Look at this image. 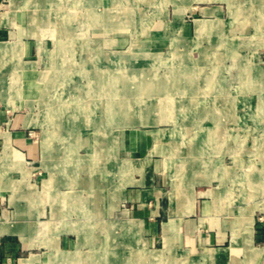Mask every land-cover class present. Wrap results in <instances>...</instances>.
<instances>
[{"label": "rangeland", "instance_id": "obj_1", "mask_svg": "<svg viewBox=\"0 0 264 264\" xmlns=\"http://www.w3.org/2000/svg\"><path fill=\"white\" fill-rule=\"evenodd\" d=\"M14 1L3 11L36 50L22 109L43 121L34 137L50 147L46 200L57 209L46 244L19 264H220L214 249L166 245L130 221L118 163L138 130L154 133L172 192L193 185L241 234L253 210L263 230L264 0ZM247 252L222 264H262Z\"/></svg>", "mask_w": 264, "mask_h": 264}, {"label": "crops", "instance_id": "obj_2", "mask_svg": "<svg viewBox=\"0 0 264 264\" xmlns=\"http://www.w3.org/2000/svg\"><path fill=\"white\" fill-rule=\"evenodd\" d=\"M12 1V4L16 2ZM4 6L0 0V10L3 11ZM1 16L0 264H19L21 260L29 259L25 255L30 250L46 244L44 234L49 225L45 217L48 212L53 215V211L56 215L57 209L52 200H46L51 186L49 176H45L49 160L48 152L44 153L45 140L36 141L34 137V125L43 121L32 120L22 109L27 97L23 86L31 85L29 78L32 74L30 62L25 58L36 50L28 33L24 35L22 28L12 25L17 19L16 14L10 12L8 15L3 11ZM20 86L23 92L18 98L17 87ZM8 109L15 110L10 119L5 112ZM47 147L50 149L48 143ZM125 148L129 153L118 166L122 173L128 165L130 180L119 183L117 187L122 191L121 204L126 205V211L132 216L130 221H138L139 226L143 224L151 237L159 235L166 245H178L189 250L214 249L215 261L220 264L228 259L237 260L240 252L246 249L249 261L258 263L261 260L264 264V227L262 231L258 229L253 210H250L246 218L247 228L241 234L231 223L227 226L222 210L216 208L206 193L194 191L193 185L187 183L184 192H172L153 132H133L131 142ZM105 175L108 178L109 173ZM31 176H36L40 188L35 195L38 210L30 207V200L34 198L30 193V182H35ZM203 180L199 178L196 182ZM108 182V179L102 180L109 190ZM46 183H49L48 187ZM238 211L237 208L230 210L231 213ZM37 234L42 238H37ZM227 250L228 253H223ZM214 251L220 253L217 255Z\"/></svg>", "mask_w": 264, "mask_h": 264}, {"label": "bare ground", "instance_id": "obj_3", "mask_svg": "<svg viewBox=\"0 0 264 264\" xmlns=\"http://www.w3.org/2000/svg\"><path fill=\"white\" fill-rule=\"evenodd\" d=\"M46 1H47V0H46ZM62 47H63V46H62ZM63 48H64V47H63ZM65 66H66V65H65ZM184 75H185V74H184ZM179 77H180V76H179ZM93 82H94V81H93ZM92 84H93V83H92ZM65 91H66V90H65ZM92 91H93V90H92ZM92 91H91V92H92ZM118 92H119V91H118ZM146 92H147V91H146ZM86 93H87V92H86ZM92 93H93V92H92ZM115 93H116V92H115ZM144 93H145V92H144ZM120 94H121V92H120ZM147 94H148V93H147ZM94 95H95V94H94ZM154 95H155V94H154ZM112 96H113V95H112ZM85 97H86V96H84V99H85ZM102 98H103V97H102ZM104 98H106V97H104ZM119 98H120V97H119ZM80 99H81V98L76 97V98H75L76 103H78V101L81 102ZM84 99H83V100H84ZM85 102H86V101H85ZM69 104H70V103H69ZM74 105H75V104H74ZM60 106H61V105H60ZM85 106H86V105H85ZM67 107H68V105H67ZM71 107H72V106H71ZM80 107H81V106H80ZM80 107L77 106L76 108L79 109ZM116 107H117V106H116ZM74 108H75V107H74ZM85 108H86V107H85ZM85 108H84V109H85ZM58 109H59V108H58ZM78 109H76V110H78ZM87 109H88V108H87ZM73 111H74V110H73ZM70 114H71V113H70ZM72 117H73V116H72ZM64 118H65V117H64ZM64 118H63V119H64ZM64 120H65V119H64ZM64 120H63V121H64ZM70 121H71V120H70ZM142 122H147V123H148L149 120H147V119H146V120H142ZM73 123H74V122H73ZM65 125H66V123H65ZM67 125H68V124H67ZM67 127H68V126H67ZM61 139H62V138H61ZM45 141H46V140H45ZM47 143H48V142L46 141V142H45V145H44V153H47V152H48ZM49 148H50V147H49ZM45 155H46V154H45ZM47 158H48V157H47ZM125 168L127 169V166H125ZM48 185H49V183H46V187H47ZM51 185H52V184H51ZM176 217H177V216H176ZM120 244H121V243H120ZM122 245H123V244H122ZM117 246H118V245H117ZM122 248H123V247H122ZM111 251H112V250H111ZM122 251H123V249H122ZM107 253H108V252H107ZM112 253H114V252L112 251ZM62 255H63V254H62ZM107 256H108V255H107ZM126 256H127V255H126ZM63 257H64V256H63ZM53 259H54V258H53ZM64 259H65V258H64ZM147 260H148V259H147ZM161 260H162V259H161ZM52 261H53V260H51V259H49V258L47 259V263H50V264H51ZM138 261H139V260H138ZM54 264H56V263H54Z\"/></svg>", "mask_w": 264, "mask_h": 264}]
</instances>
